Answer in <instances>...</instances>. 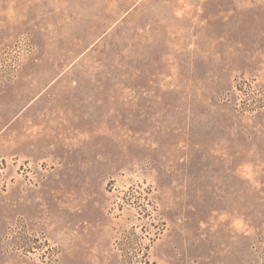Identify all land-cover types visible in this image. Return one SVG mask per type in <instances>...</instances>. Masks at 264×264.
Returning a JSON list of instances; mask_svg holds the SVG:
<instances>
[{"label": "rangeland", "instance_id": "obj_1", "mask_svg": "<svg viewBox=\"0 0 264 264\" xmlns=\"http://www.w3.org/2000/svg\"><path fill=\"white\" fill-rule=\"evenodd\" d=\"M0 264H264V0H0Z\"/></svg>", "mask_w": 264, "mask_h": 264}]
</instances>
